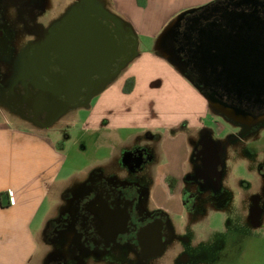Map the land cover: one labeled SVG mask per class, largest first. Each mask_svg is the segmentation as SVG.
<instances>
[{
  "label": "flooded vegetation",
  "instance_id": "obj_1",
  "mask_svg": "<svg viewBox=\"0 0 264 264\" xmlns=\"http://www.w3.org/2000/svg\"><path fill=\"white\" fill-rule=\"evenodd\" d=\"M98 1L101 8L87 0H0V38L8 31L18 32L23 56L14 83L5 82L7 74L0 64V117L5 112L12 123L49 129L76 109L89 107L123 74L137 54L136 40L125 21L109 15L115 11L113 5ZM199 25L185 27L205 31L215 23ZM181 58V69L202 95L257 118L235 124L217 114L234 128L231 141L239 145L238 151L254 146L251 156L258 181L244 185L248 221L259 226L264 206V143L259 136L264 128V92L244 85L238 93L231 82L264 83V59L234 67L237 75L213 77L210 67L199 72L198 59H191L187 51ZM208 108L215 114L209 104ZM189 135L182 172L166 180L167 189L179 196L183 225L170 218L174 205L160 207L151 195L152 188L162 191L154 144L159 149L164 145L161 136L147 132L146 147L124 150L119 169L112 165L109 174L95 170L65 193V204L43 230L42 264H190L192 249L201 245V235L193 230L199 220L193 215L202 209L197 201L208 184L212 190L218 188L223 162L204 128Z\"/></svg>",
  "mask_w": 264,
  "mask_h": 264
},
{
  "label": "crops",
  "instance_id": "obj_2",
  "mask_svg": "<svg viewBox=\"0 0 264 264\" xmlns=\"http://www.w3.org/2000/svg\"><path fill=\"white\" fill-rule=\"evenodd\" d=\"M111 1L135 36L137 54L123 74L100 92L88 108L81 131L90 136L97 148L90 163L83 168H72L70 156L62 152L63 145L53 143L45 130L0 117L3 123L0 125V194L5 195L4 207L0 205V259L6 250L1 232L11 227L13 235L7 242L16 241L18 232H22L24 235L20 237L27 238L24 244L28 248L23 264H31L46 224L57 217L65 204V193L74 183L83 182L98 165L106 166L115 157L116 147L128 145L138 132L160 134L165 146L180 138L185 141L189 130L203 127L208 104L187 74L176 69V56L181 58L182 52L187 51L199 64L219 68L212 73L213 77L237 75L236 71L223 73L220 69L264 59L250 55V52H264V0ZM205 21H214L215 25L205 31L185 27ZM174 22L177 23L171 38L173 57L158 52L157 42ZM205 50L211 51L210 58ZM129 79L133 80V86H128L129 93H124ZM174 129L179 130L175 135L171 133ZM110 147L109 156H98ZM180 164L177 169L170 164L157 165V183L162 191L152 188L151 195L160 207H164L162 195L165 200L174 195L167 189L166 180L179 176L183 170V163ZM66 169L77 174L65 176ZM34 226L39 227L33 231Z\"/></svg>",
  "mask_w": 264,
  "mask_h": 264
},
{
  "label": "rangeland",
  "instance_id": "obj_3",
  "mask_svg": "<svg viewBox=\"0 0 264 264\" xmlns=\"http://www.w3.org/2000/svg\"><path fill=\"white\" fill-rule=\"evenodd\" d=\"M87 1L101 8L102 3L100 1ZM105 1L110 3L109 6L112 5L111 0ZM109 15L118 16L123 20L117 11L109 12ZM5 35V38H0V64L4 66L2 71L7 74L5 82L14 83L20 71L21 59L23 58L21 37L18 32L12 34L8 31ZM88 108L76 109L67 117H63L58 124L45 130L47 137L53 143L63 145L62 152L70 156L72 168L87 166L92 157L97 154V148L94 146L93 140L88 134L81 131L86 120ZM1 117L10 119V116L5 112L1 114ZM2 124L0 118V125ZM202 125V128L208 133V139L217 146L223 162V174L218 188L214 187V190H212L208 184L203 198L197 201L202 205V209L194 213H197L199 217L196 218L197 214L193 215L194 219H199L193 226V230L201 235L198 238V242L200 241L201 245L192 249L190 264H264V206L262 205L263 217L260 225H251L247 218L248 192H246V186L244 185V183L258 181V167L251 156L252 151L255 150L254 146L249 145L251 152L238 151L239 145H235L231 141L235 133L234 128L229 122L210 110H208L206 117L203 119ZM146 133L138 132L128 142V145L116 147L115 157L109 159L106 166L101 164L95 169L101 171V173L109 172L112 165L119 169L121 167L119 156L124 150L141 144L146 147L147 143L144 139ZM190 133L191 130L188 131V134ZM259 136L264 143V128L259 132ZM187 142V139L184 141V139L180 138L174 143H167L161 148L163 152L159 149V144H154V147L158 150V163L167 165V167L170 164L171 167L177 169L179 163L187 156ZM222 145L223 147H221ZM110 149L111 147L105 148L98 153V156H109ZM72 174L76 175L77 172H73L72 169L65 170V176ZM75 185L74 183L72 188H75ZM174 195L176 198L173 200ZM174 195L171 198L168 197L167 200L162 195L161 203H164L166 209L174 205L175 209L169 213L170 218L175 224L183 225L184 217L182 215L184 210L178 204L179 196L177 194ZM38 227L34 226L33 231ZM12 231L13 228L8 227L1 232V236L4 237L3 241L5 242L4 247L6 250H4L5 256H2L3 259H0V262L3 264H23V259L26 257L24 254L26 249H28L24 244L27 238L23 239L20 235L24 234L18 232L17 235L19 237L16 241L7 242L13 235ZM236 233L240 236H236ZM40 240L37 244L38 252L32 259L31 264H42V257L46 249L42 244L44 239Z\"/></svg>",
  "mask_w": 264,
  "mask_h": 264
},
{
  "label": "water",
  "instance_id": "obj_4",
  "mask_svg": "<svg viewBox=\"0 0 264 264\" xmlns=\"http://www.w3.org/2000/svg\"><path fill=\"white\" fill-rule=\"evenodd\" d=\"M178 21H179V19L177 20V22ZM177 22H174L171 26H169L159 37V40L157 42V51L158 52L168 54V55L170 54L174 57L175 52L171 49V38L174 34V30L176 28ZM130 34L133 38L135 37L131 32H130ZM204 53L208 58H210L212 56L211 51H209V50H205ZM224 55H227L226 52L224 53ZM250 55H255L256 58H260V57L264 58V54L261 52H256V53L250 52ZM175 59L178 61V65H174V64L173 65L176 67L177 70H179L181 73H183L184 70H182L180 66L185 67V63L182 61V59L180 57L176 56ZM208 62L211 63V60H208L207 63ZM209 67L212 69L213 72L216 70V68H214L212 66H209ZM206 68H207V66H204L201 64H198V66H197L198 71L203 73V74L206 72ZM232 70H234V69L229 68V67H223V73H228L229 71H232ZM231 83L233 84L235 90L238 93L240 92L241 87L244 85H250L252 89H262L264 92V83H260L259 86H255L254 83L246 82L245 80L244 81L243 80H235V82H231ZM191 84L193 85L192 82H191ZM202 96L207 101V103L209 104V107L215 112V114H218L222 117H226L229 121H232L235 124H240L243 121L248 120V119L257 120V118H250L248 115H246L243 112L238 111L234 108L219 104L218 102L214 101L213 99H211L207 96H204V95H202Z\"/></svg>",
  "mask_w": 264,
  "mask_h": 264
},
{
  "label": "trees",
  "instance_id": "obj_5",
  "mask_svg": "<svg viewBox=\"0 0 264 264\" xmlns=\"http://www.w3.org/2000/svg\"><path fill=\"white\" fill-rule=\"evenodd\" d=\"M128 86H133V80L132 79H129L125 82V86L123 88L124 93H129L130 90L128 89ZM4 196H5L4 194H0V205H1V207H4V205L2 203V199Z\"/></svg>",
  "mask_w": 264,
  "mask_h": 264
}]
</instances>
